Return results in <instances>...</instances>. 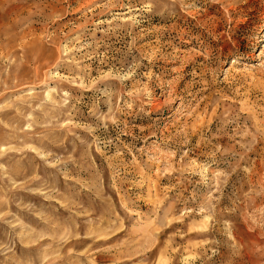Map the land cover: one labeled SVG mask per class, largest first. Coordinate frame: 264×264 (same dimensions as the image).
Here are the masks:
<instances>
[{"label":"rangeland","instance_id":"rangeland-1","mask_svg":"<svg viewBox=\"0 0 264 264\" xmlns=\"http://www.w3.org/2000/svg\"><path fill=\"white\" fill-rule=\"evenodd\" d=\"M0 264H264V0H0Z\"/></svg>","mask_w":264,"mask_h":264}]
</instances>
